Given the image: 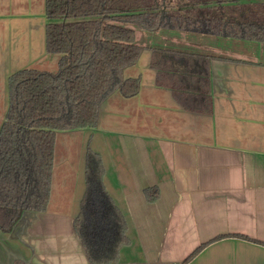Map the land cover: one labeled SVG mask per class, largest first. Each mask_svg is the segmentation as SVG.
Here are the masks:
<instances>
[{"label": "crops", "instance_id": "crops-1", "mask_svg": "<svg viewBox=\"0 0 264 264\" xmlns=\"http://www.w3.org/2000/svg\"><path fill=\"white\" fill-rule=\"evenodd\" d=\"M46 23V0H0V129L11 74L59 68ZM181 33L165 46L229 58L211 61L210 110H188L157 86L145 44L124 70L141 77L139 92H113L97 127L57 133L48 207L0 228V264H264V61L228 53L240 48L225 38ZM88 146L128 224L130 242L113 263H92L74 227ZM148 188L158 189L155 201Z\"/></svg>", "mask_w": 264, "mask_h": 264}, {"label": "trees", "instance_id": "trees-1", "mask_svg": "<svg viewBox=\"0 0 264 264\" xmlns=\"http://www.w3.org/2000/svg\"><path fill=\"white\" fill-rule=\"evenodd\" d=\"M46 50L60 55L56 72L20 69L9 77V108L0 129V228L26 210L45 211L51 197L59 131L95 128L115 91L135 96L141 77L125 78L146 47V31L264 43V0H46ZM152 49L156 84L186 109L212 105L211 61L226 56L160 44ZM101 155L88 146L85 192L74 220L92 263L119 261L130 242L127 221L104 182ZM149 201L159 196L148 188ZM198 250L187 259L193 257Z\"/></svg>", "mask_w": 264, "mask_h": 264}, {"label": "rangeland", "instance_id": "rangeland-1", "mask_svg": "<svg viewBox=\"0 0 264 264\" xmlns=\"http://www.w3.org/2000/svg\"><path fill=\"white\" fill-rule=\"evenodd\" d=\"M136 31H137V36L138 39L140 41V43H142L143 45H153V44H161V45H166V43L168 44H173V45H178V44H174L172 42L169 41H173V36L178 35L179 33H174V35H171L170 33H167L164 30H159V31H146L143 30L139 27H135ZM181 34H185L188 37H191L192 35L187 34V32H183ZM170 38H172V40H170ZM219 40H224L223 38H220ZM225 40H228L226 45L227 47H236L240 48L239 51L234 50L232 48L228 49L227 52L228 53H236L239 56H244V57H251V58H258L260 60L264 61V43H259V42H255V41H251V40H244V39H233V38H225ZM242 42V43H239ZM234 51V52H233Z\"/></svg>", "mask_w": 264, "mask_h": 264}]
</instances>
